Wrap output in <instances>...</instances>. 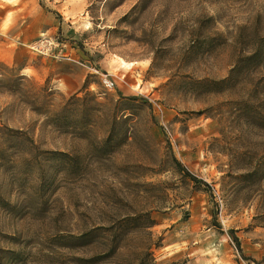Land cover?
<instances>
[{"label": "rangeland", "instance_id": "rangeland-1", "mask_svg": "<svg viewBox=\"0 0 264 264\" xmlns=\"http://www.w3.org/2000/svg\"><path fill=\"white\" fill-rule=\"evenodd\" d=\"M0 264H264V0H0Z\"/></svg>", "mask_w": 264, "mask_h": 264}, {"label": "trees", "instance_id": "trees-1", "mask_svg": "<svg viewBox=\"0 0 264 264\" xmlns=\"http://www.w3.org/2000/svg\"><path fill=\"white\" fill-rule=\"evenodd\" d=\"M237 76L238 75H237L236 71L234 69L231 70V72L229 74V77L227 78L226 82L228 84H231V83L235 82L236 79H238ZM175 163H176L178 169L180 171H182L185 174L186 177L190 178L192 181H194L196 183H202L203 182L198 177H196L194 174H192L188 169H186L182 165V163L180 161H178V160L175 159ZM145 218L147 220L146 223L144 225H142V226H139V227L142 230H147L148 228L153 227L154 224H155L154 220L152 219V217L149 214H141V215H138V216H136V218L132 219V221H136L135 223H137V222H140L141 220H143ZM234 240L237 242L238 247L240 248L239 240L236 237H234Z\"/></svg>", "mask_w": 264, "mask_h": 264}, {"label": "built area", "instance_id": "built-area-1", "mask_svg": "<svg viewBox=\"0 0 264 264\" xmlns=\"http://www.w3.org/2000/svg\"><path fill=\"white\" fill-rule=\"evenodd\" d=\"M101 84L105 88H109V89H111L113 87V85H114L113 82L108 78V75H102Z\"/></svg>", "mask_w": 264, "mask_h": 264}, {"label": "crops", "instance_id": "crops-1", "mask_svg": "<svg viewBox=\"0 0 264 264\" xmlns=\"http://www.w3.org/2000/svg\"><path fill=\"white\" fill-rule=\"evenodd\" d=\"M54 68H55V66H54ZM57 75L65 77V78H67L68 76H71V74L66 72V71L65 72L59 71ZM78 84H79V86L83 85V79L82 78L79 80Z\"/></svg>", "mask_w": 264, "mask_h": 264}]
</instances>
